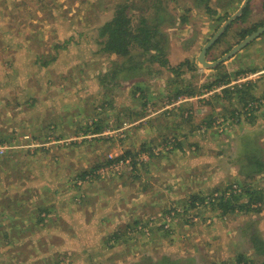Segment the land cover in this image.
<instances>
[{"label":"rangeland","instance_id":"obj_1","mask_svg":"<svg viewBox=\"0 0 264 264\" xmlns=\"http://www.w3.org/2000/svg\"><path fill=\"white\" fill-rule=\"evenodd\" d=\"M154 1L0 0V139L8 138L0 142V264L264 261L251 243L256 235L264 241V167L248 177L240 173V140L246 136L237 138L236 117L219 114L222 99H214L245 82L261 84L264 93V34L238 58L236 53L219 69H206L197 56L243 0H208L212 14L197 0H161L172 17L161 25L169 66L187 60L194 70L183 66L182 81L169 86L168 80L176 77L155 62L152 77L113 81L110 75L100 82L99 74L123 61L98 53L95 25L108 21L118 3L128 5L131 15H149ZM262 4L249 1L244 20L231 25L206 61L217 60L240 42L241 31L264 23ZM243 62V70L225 74L227 85L221 82L227 77L220 72ZM177 88L198 93L177 98ZM231 94L222 101L228 109L240 97ZM177 106L178 133L191 126L194 134L181 140L180 148L169 146L167 151L160 145L164 130L153 133L152 128L164 111ZM250 131L264 163L263 135ZM114 159L130 165L123 161L109 169L108 161ZM194 159L197 171L190 178ZM92 169L84 180L75 179ZM246 187L262 200L240 210L239 205L249 206ZM222 193L233 209L225 215V207L215 201ZM197 194L205 197L203 206L186 205ZM171 209L179 213L175 220ZM167 217L170 222L164 224ZM117 232L118 239L106 238Z\"/></svg>","mask_w":264,"mask_h":264},{"label":"trees","instance_id":"obj_2","mask_svg":"<svg viewBox=\"0 0 264 264\" xmlns=\"http://www.w3.org/2000/svg\"><path fill=\"white\" fill-rule=\"evenodd\" d=\"M199 4H203V8L207 13H213V11L210 9L208 5V0H197ZM241 2V0H239ZM114 11L112 14V17L103 23H99V25H95L96 31L98 32L97 35V44H98V53L102 54H108V56L115 55L118 56L122 59V63L120 65H116L114 67H110L109 71L105 74H99L98 75V80L101 82L105 76H110L113 81L115 79L119 80H128V79H133L137 78L138 76H149L152 77L154 72L152 65L155 62H158L162 67H166L167 70H169L175 77L176 80L173 82L169 83V80L167 84L170 86V84L173 85H178L182 80H180V71L181 68L185 65L190 66L189 69L194 70L195 67L192 66V63H189L187 60L179 63L175 67H170L169 63L166 59L167 55V37L164 32L161 30V25L164 21H169L171 20V15L168 12L166 8L162 6V1L161 0H155L150 7H148V14L146 15L145 13H142L140 15H131L129 14V7L126 4L123 3H118L117 5L114 6ZM262 7H264V0ZM249 12V3L245 7L242 15L238 17L235 21H233L230 26L226 29V31L219 37V39L214 43L216 44L221 37H223L227 32L228 29L231 27V25L234 22H237L239 20H244L245 16ZM183 22L186 21L185 18L182 19ZM264 23L259 24V25H253L251 28L243 30L240 32L239 36L241 39H243L245 36L249 35L253 31L257 29V27L263 26ZM262 33L261 35H263ZM260 35V36H261ZM259 36V37H260ZM258 37V38H259ZM257 38V39H258ZM255 39V40H257ZM254 40V41H255ZM251 44V43H250ZM249 44V45H250ZM247 47V46H246ZM212 48V47H211ZM210 48V49H211ZM209 49V50H210ZM208 50V51H209ZM208 53V52H207ZM238 54V53H237ZM115 65V64H114ZM221 65V64H220ZM218 65L215 67V69H219L221 66ZM161 71L157 73L155 71V74H159ZM224 78V77H223ZM222 83L227 84V81L221 80ZM119 82L116 81L114 86H119ZM137 89L141 90L144 88V85H140L138 83H135ZM237 90V89H236ZM175 92H177V98L181 95H188V96H193L197 94L196 92L192 91L187 88H184L182 91L180 89H176ZM237 93V95H240V97H237L238 101H242V99H245V96L242 95L243 91H226L224 89L223 92V99H228L232 94L230 93ZM109 97V96H107ZM110 98V97H109ZM214 98L218 99V96L216 95ZM242 98V99H241ZM228 99V100H230ZM250 100V99H249ZM232 104V103H231ZM230 104V108H226V113L230 112V115L233 117L235 116V109L232 107L233 105ZM219 105V104H217ZM180 106L174 107L169 111H164L161 114V122L159 123V126L163 125L165 126V129H169L173 133H171V136H168V132L164 133L163 139L160 141V145L164 148L167 149V151H171L174 148L181 147L182 141L181 140H188V135L194 134L193 129H191V126L188 128V131L186 132H181V135L179 133H176L178 130H180V126L182 125L181 123H178L177 116L176 114L177 110L179 109ZM160 117V116H159ZM182 117V116H181ZM186 117H188L186 115ZM181 122H188L187 119L181 118ZM211 121L205 126V127H200L201 132L207 131V127L210 125ZM89 127V126H87ZM213 128L212 130H214ZM98 130V128H95L93 132ZM159 130V129H158ZM157 130V132H158ZM186 130V129H185ZM184 131V130H182ZM215 131L214 133H216ZM218 133V132H217ZM252 133V132H250ZM245 134L246 137L242 138L240 140V145H241V150L242 154H240V158H242V163L240 165V173L246 175L247 177L250 175H255L258 174L261 169L264 167V163L261 161V150L259 149V146L256 143V140L252 134ZM8 138L3 137L0 139V142L6 140ZM171 146V150L168 149V147ZM189 147L192 148L193 145L189 144ZM154 148L152 147V151ZM194 152V151H192ZM127 155V154H126ZM150 156H153V153L150 152ZM110 162V161H108ZM148 164V161L146 162ZM94 173L93 169L89 172H84L81 174L80 177H76L75 179H85L87 177V174H92ZM245 191L244 196H249L248 197V203L249 206L246 205H239L240 210H244L246 208L249 209L251 203H257L262 200V197H255L254 192H249V189L243 188ZM234 197V196H233ZM215 201L219 200V203L222 207L224 208L223 215L227 214L228 212H232L233 209H228L227 206L228 204L226 203L227 200H224V193H222L220 196L215 197ZM205 201V197H203L202 194H197V195H191L190 199L186 201L187 204H191L193 208L196 207L197 203L202 204ZM185 204V202H184ZM214 205V203H212ZM185 210V208H183ZM172 212H167L169 214L172 213L171 218L175 220L178 216L179 213H176L175 209H171ZM41 212H44L45 216H49L50 212L49 209H42ZM177 214V215H175ZM186 214V210L182 213ZM40 212L38 213V221L45 220V217L40 216ZM176 217V218H175ZM170 218V217H169ZM166 221V220H165ZM136 225H140V221H135L134 222ZM152 223V221H151ZM148 223H146L143 226H147ZM160 229H163L161 226ZM108 240H116L119 238L118 232L113 233V237H107ZM251 243L254 251L261 256H264V241L258 236H253L251 237ZM164 262L161 261H151L149 259L143 261L141 264H179L177 261H170L168 259L163 260ZM166 261V262H165ZM134 264H140V263H134ZM259 264H264V261H262Z\"/></svg>","mask_w":264,"mask_h":264},{"label":"crops","instance_id":"obj_3","mask_svg":"<svg viewBox=\"0 0 264 264\" xmlns=\"http://www.w3.org/2000/svg\"><path fill=\"white\" fill-rule=\"evenodd\" d=\"M243 52V49L241 50V51H239V53L238 54H236L235 55V57L236 58H238L237 56L238 55H240L241 53ZM234 57V58H235ZM235 61H236V59H235ZM241 63H239V64H237L236 63V65L235 66H232V68H230L229 70H227V66L225 67L226 68V70L227 71H225V72H220V73H222L223 75H221V76H224L225 78L224 79H226V75L225 74H230V73H228V71H231L232 73L231 74H233L234 72H237V71H239V70H243L244 69V66H246L245 64H246V62H243V66L241 67V66H239ZM240 73H242V72H240ZM235 76H237V75H234V77ZM228 78L229 77H227V79H226V81L228 80ZM239 79V78H238ZM253 85H251L250 83L248 84H246V85H241V87L239 86L238 88H237V90L236 91H238V90H240V91H243V93H242V95H244L245 96V99H246V101L248 100V99H250V100H256V99H258V98H260V97H264V93H263V89H261L260 90V88H261V84H257L256 82L254 83H252ZM232 93V92H231ZM230 93V94H231ZM234 95H237V93H234ZM223 97V95H220L219 96V98L218 99H222V100H220V104L222 103V107H220V109H218L219 110V112H222V113H219V114H223L224 116H231V115H229L230 114V112H229V114H227L226 113V105H224V102H222L224 99L222 98ZM215 99V98H214ZM242 99V98H241ZM245 101V102H246ZM257 101V100H256ZM245 102H243V99H242V101H238L237 100V98H235L234 100H233V106L232 107H234V109H235V117H236V120L235 121H237V123L234 125V128H236L237 130H239L240 131V133L238 134V136H237V138L238 139H240V138H242V136H246L245 134H248V133H250L251 131L250 130H259L260 131V133L263 135L262 136V140H264V107L261 105V103H263L262 101H258L256 104L257 105H255L254 107H253V110L255 109V111H251V113H250V115H249V111H245L244 113H243V111H242V109H243V107L242 108H240V106H243V105H245L246 103ZM219 104V105H220ZM226 107V108H225ZM224 108V109H223ZM224 110V111H223ZM155 123V122H154ZM255 125H256V127H255ZM153 133L154 132H157V130H158V133L159 132H161V131H163L164 130V133L166 132H168V133H173L172 131H170L169 129H165L164 128V126H159V124L158 125H155V126H153ZM249 130V131H248ZM233 131H234V134H235V130L233 129ZM179 131H177L176 133H178ZM182 132H185V131H182ZM229 133H227V132H225V135L227 136ZM150 138H152V137H150ZM208 140H213V138H209L208 137ZM192 142H196V141H192ZM205 141H202L201 142V144L202 143H204ZM196 161H197V159H194L192 162H191V165L189 166V168H191L192 170H190L189 172H190V174L191 175H189L190 176V178H191V176H192V174L194 175L195 174V171H197L196 169H195V163H196ZM199 162H201V163H207V161H204V160H199ZM197 165H200V163L199 164H197ZM196 165V166H197ZM230 169H231V174H233V171H232V167H230ZM222 172L224 173V175L227 173V170L226 169H224V170H222ZM222 176H220V177H218V178H221ZM187 179V181H191L192 179ZM214 179V180H221V179ZM215 184H217L218 182L217 181H215L214 182Z\"/></svg>","mask_w":264,"mask_h":264},{"label":"water","instance_id":"obj_4","mask_svg":"<svg viewBox=\"0 0 264 264\" xmlns=\"http://www.w3.org/2000/svg\"><path fill=\"white\" fill-rule=\"evenodd\" d=\"M250 0H243L237 11L228 17L215 31V33L208 39L205 45L202 47L199 55L197 56L196 62L206 69H214L219 64L224 63L226 60L232 58L236 53L244 49L247 45L252 43L257 39L262 33H264V25L258 27L255 31L245 36L240 42H238L234 47H232L227 53L218 58L213 62L206 61V54L208 50L214 45V43L219 39V37L226 31L230 24L240 17L249 3Z\"/></svg>","mask_w":264,"mask_h":264},{"label":"flooded vegetation","instance_id":"obj_5","mask_svg":"<svg viewBox=\"0 0 264 264\" xmlns=\"http://www.w3.org/2000/svg\"><path fill=\"white\" fill-rule=\"evenodd\" d=\"M261 75V74H260ZM238 82H243V79H240L239 78V81ZM248 82H245V83H243V84H238V85H246ZM235 84H237V83H235ZM227 85V84H226ZM246 100V99H245ZM257 100V101H256ZM256 100H247L246 101V106H244L243 105V109H242V111H249V115H250V113H251V111H255V109L253 110V107L255 106V105H257L256 103L259 101L258 99H256ZM260 101H262L263 103H264V97L260 100ZM254 102V103H253ZM253 103V104H252ZM255 108V107H254Z\"/></svg>","mask_w":264,"mask_h":264},{"label":"built area","instance_id":"obj_6","mask_svg":"<svg viewBox=\"0 0 264 264\" xmlns=\"http://www.w3.org/2000/svg\"><path fill=\"white\" fill-rule=\"evenodd\" d=\"M264 73V71H261L260 72V74H263ZM123 161L125 162V164H127V165H130V161H128V160H126V159H124V160H121V161H118V159H114V160H112V161H110L108 164H109V169H112V168H114V167H118V166H122V163H123ZM107 164V165H108ZM86 178V177H85ZM169 222H170V218L169 217H167L166 218V222L164 223V224H169ZM165 227H167V226H165Z\"/></svg>","mask_w":264,"mask_h":264}]
</instances>
